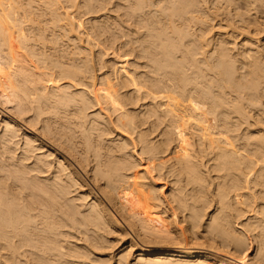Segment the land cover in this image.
<instances>
[{"label":"bare ground","instance_id":"1","mask_svg":"<svg viewBox=\"0 0 264 264\" xmlns=\"http://www.w3.org/2000/svg\"><path fill=\"white\" fill-rule=\"evenodd\" d=\"M42 1L49 11L0 0V98L66 146L114 211L4 121L0 264H97L127 230L180 246H139L132 260L126 249L115 264H235L184 251L198 240L264 264V0H125L115 33L135 58L112 68L93 51L111 24L87 33L59 0ZM85 1L89 13L107 2Z\"/></svg>","mask_w":264,"mask_h":264},{"label":"rangeland","instance_id":"2","mask_svg":"<svg viewBox=\"0 0 264 264\" xmlns=\"http://www.w3.org/2000/svg\"><path fill=\"white\" fill-rule=\"evenodd\" d=\"M23 1H24L23 3L25 4L26 3V0H23ZM59 1H60V3H59L60 11H63L64 10L63 12H65V13L69 12V14L76 15V17L79 19V21L81 19V23L82 24L84 23L82 25V28L85 29L86 32H87V30H88V32L91 31L89 29H90V27L91 28L93 27L92 23L95 22V21H96V23L97 22H100V21L107 22L106 24H109V25L111 24L110 25L111 28H115V22L117 23L120 20L121 21H126L127 20V17L122 16V15L125 14L124 9L122 7H120V5H122V6L127 5V2L125 0H106L107 2L105 3L103 9L102 8H99V9H97L98 11L95 10V11H93L91 13H89V12L86 11L87 8L86 9L84 8L85 5L83 3H84L85 0H59ZM64 1H66L67 3L64 2ZM38 2H39L38 3V8H37L38 11H36V12L39 13L40 11L43 12V10L44 11H49L50 10L47 7L45 9H43L44 6H42V5H43V2L44 1H42V0L39 1L38 0ZM72 5H73V7L75 5L76 6H75V8L71 7L73 9L71 11V8H69V7L72 6ZM164 5H166V3H164ZM39 8H40V10H39ZM65 8L66 9L69 8L68 9L69 11L68 10L66 11ZM123 12H124V14H123ZM120 15H121V17H123L122 18L123 20L121 19V17H119ZM220 19H221V17H220ZM220 19L216 18V20L213 21V26H216V24H218L221 21ZM120 24L122 26L124 25L123 22L120 23ZM192 26L194 27V29H193V31L192 30L191 31H192L193 34H195L196 31H197L196 28L198 26L197 25H192ZM116 29L117 28L113 29V32L112 31L110 32L111 33V36L110 37H109V35H110L109 32H107V34L109 33L107 35V34H105L106 32H100L99 30L97 31L98 32L97 33L98 34V37L100 39L98 38V40H99L97 42L98 43V46H97V48H94L93 51H94V53H97L98 50L100 51L99 53L101 54L100 56L102 57L101 60H102V62L104 61L103 63H105L108 67H111V65H112V67L113 66L118 67L119 65L122 66L121 64H125L126 62L127 63H131L130 61H133L134 58H135V55L134 54L132 56L127 54L128 56H126V54H124L123 51H120V46H121L122 42L125 41V38H119L120 36L118 37L117 34L115 33V32H119V29H117V30ZM214 30H215L214 32H217V33L219 31H220L219 33H221L222 32L221 30H223V32H225L224 29H219V28H217V26H216V28ZM85 39H86V37H83L82 38L83 43L85 42L84 46L88 48L89 46H87V40H85ZM117 39H119V41ZM125 49H124V52H126L128 48L126 50ZM123 56H126V57H123ZM129 70H131V69H129ZM106 71H107V69H104V70L102 69L101 72H100V70H98L97 71V75H99V76L101 74L103 75V73L105 74ZM0 90H1L0 92L4 93L3 92L4 90L2 88H0ZM145 102L148 103V101H145ZM145 102H139V104L137 105V107H133V110H135V111L139 110L140 105L143 106V104H145ZM10 108H11V104L10 105H9V103L4 104V102L0 98V128L5 125V122L6 121H9V122H11L13 124H16V125L20 126L22 133H24V132L29 133L30 136H32L34 139L37 140V143L36 144L37 145L40 144V146L43 147V150L41 151V153H47V152L48 153H51V154L53 153L52 154L53 155V159L65 161V163L70 164V165L72 164L73 166L72 165L71 166L73 167V169H77L81 174L83 173L82 174L83 177H85L86 181L89 183L88 186H87V188L85 187L86 190H88L90 188V186H91V188H93V190L96 191V193H98V195L105 201V203L113 210V207L109 203L107 197H105L104 194L99 189V185H97L96 182L94 180H92V178H91L92 177L91 176V172L89 174H87L86 171L83 172L82 167L78 164V162H76V160L73 158L72 154L69 151L65 150V148H67L66 146L63 145L65 147L64 148V147L61 146L60 143L57 144L56 141H55L56 144L53 143L54 140L51 141L49 139V137L46 136L41 131L40 126H37V127L35 126V128H33L28 123H26L24 117H20V116H18V114L16 115V113L14 112V110H11ZM90 112H93V110L90 111ZM87 169L89 171L90 170V166ZM157 184L158 185H161V183H157ZM164 191H166V189H164ZM126 235L127 236L124 237V238H118L117 239L118 241H116V239H115L114 240L115 242H113V244H111V248H109L106 251H103L104 253L103 252L101 253L102 259H100L99 263H97V264H115V261L118 259V257L120 256V254L124 250H126V249H128V251H130V253H129L131 255L130 256L131 257L130 259L132 260L133 257L137 256V254H138L137 252H139V250L142 249V248H144V249L146 248L147 250L154 251V250L172 249V247H176L177 245L180 246L179 244H177L176 246L174 244H171L172 245V246L170 245L171 248H167V247L164 248V246H167V245H157V244L156 245L155 244L153 245V243L152 244L149 243V245H147V243L143 244L144 242L140 241L141 238L139 237L140 238L139 239L136 236V234H134V233L132 234V232L130 230H127ZM130 241H133V245L135 244V246H133L131 248L132 250L129 249L130 248L129 245L131 244ZM202 241L203 240H198L196 242L195 241L194 242H190L189 241V243L186 242V243H188V245L187 244H184L185 245L184 246L182 244L183 246L182 245L181 246L183 247L184 251H186V249H187V251H189V250L190 251L196 250V251H200V252H203V251L206 252V253L208 252L209 254L213 255L215 258H218V260L220 259L224 263H227L229 261H230L229 263H235V264L236 263L237 264H251L252 263V259L251 258L254 255L253 250H251V251L248 252V255H249L248 258L247 257L246 258H242V257H238V256L234 255L233 253L231 254V252H229L227 250L226 251H224V250L221 251V249L208 248L207 246H209V243H206L205 240L203 241L204 243ZM139 246L142 247V248H140ZM168 246H169V244H168ZM195 246H197V247H195Z\"/></svg>","mask_w":264,"mask_h":264}]
</instances>
